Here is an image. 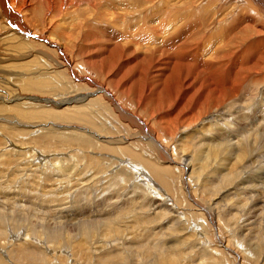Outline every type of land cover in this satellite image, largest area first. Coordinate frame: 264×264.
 <instances>
[{
	"label": "bare ground",
	"instance_id": "1",
	"mask_svg": "<svg viewBox=\"0 0 264 264\" xmlns=\"http://www.w3.org/2000/svg\"><path fill=\"white\" fill-rule=\"evenodd\" d=\"M8 22L16 24L17 30L10 29ZM244 86L247 91L241 93ZM0 140L4 141L0 142V199L7 201H0V264H64L63 248L68 245L80 258L79 264H108L107 257L115 264H128L127 258L112 250L100 254L95 250L97 258L89 259L83 244L94 234L80 231L82 237L77 242L69 236L71 232L61 238L60 232L48 231L47 226L46 231H37L29 210L20 213L13 206L17 197L34 210L38 206L47 210L53 202L57 203L54 208L66 209L68 204L55 194V199H50L46 190L39 193L41 197L34 194V185L15 186L17 174L26 169L23 164L27 155L30 161L34 156L48 160V155L59 158L60 152L67 154L72 149L95 155V174L116 165H121L117 170H125L122 174L129 177L130 169L134 168L132 172H138V176L146 171L162 185L148 181L151 188L157 186L171 195L177 175L179 183L175 184L185 188L182 191L188 202L204 212L210 223L213 231L207 239L232 254L234 264H245L239 251L228 247L230 239L226 243V236L220 239L212 206L207 209L197 202L189 182L202 175L200 185L207 188L212 182L205 173L217 177L215 161L204 167L209 154H224L226 160L234 157L240 164L253 157L256 161L251 164L256 167L245 173L244 179L237 173H223L219 178L224 184L215 191L208 190V195L211 201L227 198L225 186L231 183L230 190L237 188L244 201L256 197L255 203L262 199L264 203V0H0ZM234 140L237 142L232 146ZM63 143L65 146L57 148ZM187 156L188 161L184 160ZM17 162H21L22 171H18ZM191 166H200L201 171ZM4 177H9L8 185L2 181ZM251 178H257L255 183ZM85 198L72 201L68 214L82 216L89 212L94 202ZM90 213L93 219L100 216L97 210ZM107 213L109 222L112 213ZM24 215L32 220V229L25 230L28 242L20 241L21 235L17 238ZM137 218L132 216L133 225ZM110 231V241L115 242L122 231L115 227ZM101 238L108 240L106 236ZM180 243L173 250L181 257ZM157 247L160 255L163 247ZM246 247L256 256L264 243L259 238L247 242ZM145 249L142 246L130 254L145 260ZM184 262L180 258L173 263L150 264ZM213 262L219 264V258Z\"/></svg>",
	"mask_w": 264,
	"mask_h": 264
},
{
	"label": "rangeland",
	"instance_id": "2",
	"mask_svg": "<svg viewBox=\"0 0 264 264\" xmlns=\"http://www.w3.org/2000/svg\"><path fill=\"white\" fill-rule=\"evenodd\" d=\"M244 87L245 88L241 89V91H242V92L240 91L241 93H244L247 91L246 88H248V87H246V86H244ZM95 97H96V95L93 96V98H95ZM26 100H23V101H26ZM14 103H16V102L14 101ZM220 122L222 123V121H220ZM226 123L227 122L224 121L222 123V125H224ZM226 126L229 129L232 128L231 125L228 126V123L226 124ZM28 136H30V134ZM7 137L10 138L9 136H7ZM1 139H3V138H1ZM1 141H3V140H0V142ZM235 141L237 142V140H234L231 144L232 146L236 144ZM63 146H65L64 143L62 145H57V148H60ZM140 146L141 145H139L138 148ZM201 149H203V148L201 147ZM73 150L75 151V153ZM25 151H23L22 153H24ZM72 151H71L72 154H71V152H69L70 154L60 152L59 158H58V156L57 157L52 156L53 158L52 157L50 158L49 157L50 155H48V158H47V156H46V158L49 161L38 159V158H36V156H34L35 158L33 157L32 158L33 160L30 161V157L28 155L26 158H24L23 166L26 169H25V171H23V174H22V172L19 173V175L17 174L18 178L16 179V181L18 183L15 187H17V186L22 187V185H23V186H26L24 188H30L31 186L33 187V185H34L33 189L31 188L32 190H34L33 191L34 194L39 195V193H42V192L44 193V190H46V194L48 195V197L50 199H55V197H56L58 199L64 200L63 202L68 204V205H65L66 209H64V208L61 209V208H54V206L57 205V203L53 202V206H49V208H47V210L44 208H41L39 206L36 208V210H34V209L30 208L31 207L30 204L26 205L27 203H25V201H18V198L16 197L14 200H16L15 203L17 205L15 203H13V206L17 210H19L20 213H22V212L26 213L29 210V212H28L29 215L34 219L36 218L35 221H34V219H32V220H33L34 224L37 223V224H35V226H36L35 228L37 231H41L47 226L48 231L60 232L63 235L61 238H66L67 237L66 233L69 234L71 232L69 236H71L74 240L76 239L77 242H78V239L79 238L81 239V237H82L81 234L79 233L80 231H86V232L94 234L95 235L94 238L86 240V243L83 244L84 249L86 248V251L88 253H90L89 259H91V258L96 259L97 256H95V255L97 253L100 254L103 251L106 252V251L112 250V252L115 251L117 254H119L120 257L127 258L128 264H142V263L143 264L144 263L150 264V262L151 263L152 262L173 263V262L180 260V258L185 259V262H184L185 264H188V263L189 264H212V263L215 264V262H213V261L216 260V257L219 258V264L220 263L221 264H234L235 263L234 261L236 259L234 258V256L232 254H230L227 251H224L223 248H221L222 246H220L219 243H216V241L215 242L210 241L211 240L210 238L207 239L206 235L209 236L210 235L209 232L212 230V228L210 227V223L207 221V218H206L204 212L198 211V208L194 207L190 202H188V199L185 196V192H183L185 188L183 186H180V184L178 186L176 185L179 183V181L177 180V177H178L177 175L174 177L175 181L172 182L173 186L171 185L172 187L170 188L172 190V195H171V192H169L170 194H168V192L163 193L162 190L157 186H153L151 188L150 186L152 184H149L148 181H153L159 185H161V183L158 182V180L156 179V177L154 175L147 173L146 171H144L142 175L138 176V174H137L138 172H136V173L132 172L134 170V168L130 169V177H129V175L125 176L124 174H122V172H124L125 170L124 171H123V169H122V171L117 170V169H121V165H116L117 167L116 166H114V168L110 167L106 171H104L100 174H95L94 169L97 166L96 159H94L95 155H92V154L88 155L87 153H83V152L81 153L79 151L77 152V150H75V149H72ZM80 154L81 155L84 154V155L81 156ZM0 155H2V154L0 153ZM63 155H67V158L66 157L63 158L62 157ZM69 155H71V156H69ZM72 155H75V156H72ZM68 157L71 159V161ZM71 157H73V158H71ZM188 157L189 156L184 158V160L188 161ZM54 159H58V161L57 160L54 161ZM73 159H74V162L76 164L72 162ZM25 161H26V163H25ZM33 161H35V162L33 163ZM214 161L216 163V164H214V166L218 170V173H217L218 178L215 176V174L213 177H210L209 172H206L205 175L208 178V181H210L209 183L212 182L213 184L214 183L215 184L213 185L211 183L212 187L209 188V186L211 185L210 184L207 186V188H203V187H201L202 184L200 185L202 175H201V177H193V179H190L191 183L189 182L190 191L195 190L194 195L196 197L195 196L194 197L198 200L197 201L198 203L199 202L201 203V204L199 203L200 205L204 206L207 209H211V206H212V210H211L212 211V218H214L215 225H216V227H218L217 231L220 232V233L218 232L220 234V239L223 241L225 239V236H226V240L223 241L225 243L230 239L229 240L230 242L228 241L229 244H227L228 247L230 246V249L234 250L235 252L239 251L238 252L239 256H241L242 259H245V264H247V263H250V264L263 263L264 264V249L263 248L261 251H257L259 253L258 255L254 256L252 254V251H250V249L249 248L247 249V247H246L247 242L250 243V241H252V240H253V242H255V240H257L259 238H261V240L264 243V203L262 201L263 199L261 198L262 200H260L259 203H255L256 202L255 200H257L256 197H252L254 201L252 200V198H249L248 201H244L243 195L240 196L238 194L239 191H237V188L230 190L231 186H233V184L231 185V183L228 186H225L226 189L228 190V193L226 194L227 198L222 199L223 201L219 200V199L211 201L212 196L208 195V192H209L208 190L214 189L213 191H215L218 187L221 188V185L224 184V181L222 184H220V178H219L223 173H226V174L229 172L232 174L237 173L238 178L244 179V174L250 172L251 170H253L256 167V166H253L251 164V162L256 161V159L252 157V160L250 162L246 161V162H243L240 164V163H236L234 157L232 159L226 160V157H224V154H222L221 157H218L214 153H212V154H209L207 156V158L205 159L204 167L210 165V163H212ZM31 162L34 164V167H31L28 169L27 165L28 166L33 165ZM71 162L73 163V165L70 166V164H72ZM36 163L37 164L40 163L39 166ZM49 163H50L51 167H49L50 166ZM61 164H62V166H61ZM15 165H16V163H15ZM46 165H47V167H46ZM75 165H76V167H75ZM13 166H14V164L12 165V167ZM17 166L19 167L18 171L19 170L22 171L21 170L22 169L21 162H17ZM55 166H56V169H55ZM61 167H64V169ZM191 167H193V166H191ZM158 168H160V167H158ZM193 168H191L189 170L191 171ZM196 168H194V169L199 173L201 171L200 166L198 167L199 169L198 168L196 169ZM66 169H68V170L66 171ZM9 170L11 171L12 168H9ZM9 170L7 171V173L9 172ZM27 170H29V171H27ZM41 170H43V171H41ZM189 170H188V172L190 173ZM0 171H2V170H0ZM57 171H59L61 174H59V172H57ZM30 172H31V174H30ZM132 173H134V174H132ZM135 175H136V177H135ZM5 176L7 177V174ZM6 177H4L2 179V181H5V183L8 185L9 177L8 178H6ZM111 178H114V179H111ZM211 178L215 179V180H212ZM128 179H130V180H128ZM199 179H200V181H199ZM251 179L254 183L257 180V178H251ZM164 180L167 181V179H164ZM114 181H116L117 184ZM175 182H176V184H175ZM196 182H198V183H196ZM35 183L36 184L38 183V184L36 185ZM73 184H74V186H72ZM194 184H196L197 186ZM19 185H21V186H19ZM44 186H45V189H43ZM260 186H262V188H263V183L260 184ZM182 189H183V191H182ZM154 191L156 194L158 192V194L156 196H155ZM233 191H237V192L234 193ZM182 192L184 195L182 194ZM177 193L179 195H177ZM54 194H55V197H54ZM165 194H168V195H165ZM206 194L208 197H206ZM176 195H177V197H180L181 195L183 197L178 199L176 197ZM192 195H193V193H192ZM39 196L41 197L43 195L41 194ZM171 196H172V198H171ZM249 196H252V195H249ZM78 197H81L82 199H84L86 197L88 199V201H92L91 203L94 202L92 207L89 210L92 212H94L95 210H97V212H100V213H98L100 215V216H98L99 218L96 217V219H93L95 217H93V218H92V216L90 217V215H91L90 211L86 212L85 215H82V216L81 215L78 216V215H74V214L69 215L68 213H70V212L68 210H70L72 208V207H70V206H72V201L74 202V201L78 200ZM161 197H163V198H161ZM0 198H1V196H0ZM178 200L179 201L181 200V202H178ZM0 201H3L4 203L7 202V201H4L2 199H0ZM95 201H98L96 203H99L100 207L99 206L96 207ZM217 202H218V205H217ZM9 203H11V202L9 201ZM115 204H116V206H115ZM21 205H23V206H21ZM4 206H5V204H4ZM110 206H112V208ZM8 208H9V206H8ZM39 208H41V209H39ZM57 209H59V210H57ZM38 210H39V212L37 213ZM51 210H53V211L56 210V212H58V213L55 214V212H53ZM63 210H65V211H63ZM123 210L126 212H122ZM157 210H158V212H157ZM4 211H6V207H4ZM140 211H142V213ZM145 211H147V212L143 213ZM50 212L54 213V216ZM107 212L112 213V215H110L111 220L109 222H107V219L109 218L108 217L109 215ZM119 212H121V213H119ZM138 212L140 213V215ZM61 213H62V215H61ZM155 213L158 215L156 216ZM104 214L107 216H104ZM141 214H144L146 217H141ZM135 215H136V217L138 215L140 220L137 218L134 221L135 225H133V222H131L132 221L131 218H132V216H135ZM242 215H243V217H242ZM24 216H25V222L23 221V219L20 222L21 224L24 223L23 224L24 226L21 227V229L23 231L20 230L18 232V234L19 233L20 234L17 235V238H19L21 235L20 241L26 240V242H28V238L25 236V230H31L32 229V220L29 216H27V215H24ZM124 216L127 220L124 219ZM244 216H245V218H247V220H248L247 222H245V220H243V219H245ZM82 217H84V218H82ZM100 217H102V218H100ZM114 217L116 218L115 221H113ZM40 219H43V220H40ZM142 220L144 222L140 223V221H142ZM204 222H206V224H204ZM217 222H218V224H216ZM246 224H248V226H246ZM110 227H115L121 231L124 230L126 227L127 228H126V230H124L125 233H123L124 231L120 232V236L114 238L115 242H112V241H110L113 238L111 236ZM247 228L250 229V233L247 231ZM128 230H130V231H128ZM44 231H46V228L44 229ZM170 231L172 233L175 232L174 237ZM181 231H182V233H181ZM255 234H259L260 237L256 238V236H254ZM171 235L173 238L171 237ZM202 235L205 237H203ZM101 236H106L108 238V240L101 238ZM13 237L15 239V234L13 235ZM147 239H149V240H147ZM171 239L172 240L178 239V241L168 243V242L172 241ZM205 239H207V240L205 241ZM234 240L235 241L237 240L238 242L237 241L235 242ZM179 242H181L180 243L181 247H179V248H180V250H182V248H183L182 253H184L183 255L181 253V257L179 254H177L173 250V248ZM213 242L215 243V245H213L214 244ZM237 243H238V245H237ZM105 244L107 247L105 246ZM240 244H241V246H240ZM8 246H9V244H8ZM39 246H41V245H39ZM142 246H145L147 248V249H145V252H144L146 255L145 260H143L142 258L137 259L135 257L137 255L134 256L133 253L130 254L131 251L135 250L136 248H141ZM157 246L163 247V252L160 255L155 251ZM214 246H216V247H214ZM71 247H72L71 245L64 247L63 248V252L65 249L64 253L62 251H60L63 253V257H65V259L63 258L65 260L64 264H66V263L67 264H70V263L71 264H79L80 258L78 256L73 255V252H71ZM217 247H219V248H217ZM100 248H101V250H100ZM121 248H123V249H121ZM200 249H201V251H200ZM95 250L98 252L95 253L96 252ZM197 250L199 251L198 253L196 252ZM118 251H120V253H118ZM202 251L204 252V254L202 253ZM191 252L193 255L191 254ZM214 253L216 254V257L213 256ZM64 254H65V256H64ZM195 256L196 257L198 256L199 258L198 257L194 258ZM257 256H258V258H257ZM66 258H67V260H66ZM131 259H133V260L131 261ZM141 260H143V261H141ZM105 261L108 264H115V261L111 257L105 258ZM246 261H247V263H246Z\"/></svg>",
	"mask_w": 264,
	"mask_h": 264
}]
</instances>
